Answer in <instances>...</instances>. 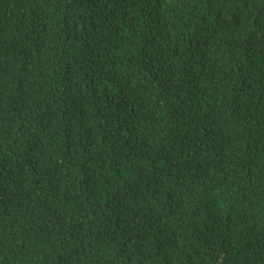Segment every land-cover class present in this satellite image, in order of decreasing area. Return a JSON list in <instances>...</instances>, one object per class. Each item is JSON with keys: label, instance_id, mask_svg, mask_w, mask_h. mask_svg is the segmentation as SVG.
<instances>
[{"label": "trees", "instance_id": "16d2710c", "mask_svg": "<svg viewBox=\"0 0 264 264\" xmlns=\"http://www.w3.org/2000/svg\"><path fill=\"white\" fill-rule=\"evenodd\" d=\"M0 264H264V0H0Z\"/></svg>", "mask_w": 264, "mask_h": 264}]
</instances>
